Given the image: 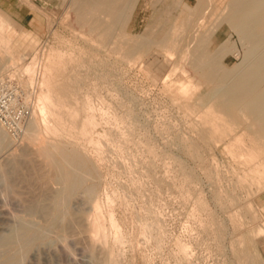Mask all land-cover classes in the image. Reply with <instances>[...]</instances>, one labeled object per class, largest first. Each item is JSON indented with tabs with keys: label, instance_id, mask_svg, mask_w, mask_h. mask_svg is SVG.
Listing matches in <instances>:
<instances>
[{
	"label": "rangeland",
	"instance_id": "obj_1",
	"mask_svg": "<svg viewBox=\"0 0 264 264\" xmlns=\"http://www.w3.org/2000/svg\"><path fill=\"white\" fill-rule=\"evenodd\" d=\"M63 1L61 3V0H0V8L6 11L13 27L18 33L21 31L26 33L24 37L18 35L14 38V44L19 45V47L15 46V55L11 59L6 56V53L0 56V78L3 75V77L7 76L12 83L11 88L20 91L21 100L30 113L26 119L27 123L32 118L31 101L35 97L36 89L32 85L29 86L20 74L9 73L10 60L20 61L23 58L21 54L30 53L34 47L40 56L44 51L46 53L49 50H60L67 53L64 67L52 74L53 81L65 83L62 100L65 99L71 107L76 108L86 98L89 99V104L96 113V121L92 127V129L94 128L93 137H100L98 143V145L100 144V159L94 166V172L87 174L77 168H74V172L82 178L84 189L91 186L95 188V197L102 203V209L109 210L110 208L119 228H121L125 239L120 245L121 247L118 248L120 264H239V259L236 258L237 252L241 249L249 251L254 256V264H257L256 261L261 262L259 264H264V232L257 234L255 237L252 234L251 243L248 246H246L245 241L243 244L241 241L243 240L241 235L244 231L254 227L264 228V186L257 189V187H254L255 185H249L250 187L247 185V188L243 186V184L249 183L243 182L240 185L236 181L235 173L238 174L241 170L238 169L237 162L234 161L236 160L234 159L236 158L235 153L228 151L226 143L223 141H218V144L217 141L206 139L197 129L198 126L196 127L197 122L195 121L198 118L195 116L196 112L203 111L206 107L203 104H197L198 107L196 108L194 104L202 96V101H205L204 98L208 96V94H205L208 93L210 88L209 84L204 83L202 80L196 81L197 75L192 71L190 64L186 62L184 66L195 78L193 80L198 82V88L196 85L191 86L188 89L186 98L180 99L169 90L170 84L179 75L173 73L167 77L169 64L161 48L152 46L148 51L149 53L137 52L133 54L134 56H130L132 57L131 60L129 58L127 60V56L123 59L125 55L121 54L122 50L119 52L110 51L108 45L99 43L95 35L87 33L86 27H80L74 20L77 19V10L74 9L76 7L73 2L75 0H71V5H68L70 0ZM196 1L137 0L131 20L119 31V33L122 32V37H119L121 34H117L114 40H120L122 48L124 43L131 41L129 37L138 34L157 39L163 34L169 24L168 22L172 17H175L179 10L186 11L185 6L192 7L196 4ZM220 1H215L219 10L214 11V14L208 11L205 14L206 21L204 19V23L200 24L202 26H199L196 32L200 31L198 36L205 34V37H209V39L206 37L207 44L204 43L203 45L205 52H208V54L224 39H227L224 46L229 50L224 56L222 55L223 57L218 56V61L223 68L231 69L239 60V62L243 60L241 57L245 46L244 43H241L242 40L239 34L236 31L234 32L231 25L224 20L227 11L224 5L230 0H225L227 2ZM63 13L67 18L64 17ZM201 14L200 10L192 12L191 23ZM214 15L217 16L214 17ZM221 16L222 18H220ZM216 20H220V22H216ZM64 21H67V23L61 24ZM207 23L216 24V26H212L213 30H211V28H208L211 25L207 27ZM192 28H194V25ZM200 28L206 30L202 31ZM209 29L212 33L206 34ZM117 37L119 39H116ZM190 37L192 38L191 31L188 32L187 40L188 44L190 43L189 49L192 48L191 43L193 42ZM88 39L93 43H89ZM32 41H35V46L32 44L23 51ZM85 41L87 42L85 43ZM91 44L95 45L91 47ZM231 44L232 46H229ZM206 46L209 47L206 48ZM233 46L235 50H231ZM230 50L233 52H229ZM2 66L3 70L1 72ZM51 98L55 101L58 100L56 96L51 95ZM212 101V103L217 102L216 100ZM202 107L204 108L202 109ZM101 110H103L100 112L101 116L106 114L105 117L108 115V118L103 119L105 118L103 116L102 119L100 118L99 111ZM201 111H199L200 114L197 113L198 116L202 114ZM9 114H11V111H9ZM81 115L82 113L76 117V125H78ZM111 116L114 117L112 121ZM114 119L116 124L113 122ZM198 119H200V116ZM112 123L117 126L112 128L114 127H111ZM77 130L78 128L73 129L74 132ZM119 132L126 133L119 134ZM69 138L74 140L72 137ZM82 140L78 139L83 143L82 146L85 147V151L95 155L97 151L93 149V143H89L85 139ZM7 142L10 144L7 143L4 146L5 148L0 149V164H2L0 166H4L14 158L12 157L14 155L19 158L25 157L24 159L21 158L26 165V168H23L25 172L30 165L36 168L38 166L40 170H47V166L39 160L33 147L26 140H21V135L17 140L8 136ZM24 145L25 148H23ZM28 145L29 147H27ZM193 147L197 151L195 154L191 151ZM19 149L22 150V153L20 152L22 155L19 153ZM228 152L231 155L227 154ZM24 153L25 155H23ZM16 158L14 159L16 160ZM118 159L123 161L122 164H119L120 161L117 162ZM151 161L153 162L152 165L149 163ZM72 168L70 166L71 170ZM187 173L190 176L187 175L188 179L184 176ZM52 182V184L49 183L52 186L48 185L53 190H59L62 187L58 182ZM54 183L55 185H53ZM18 185V191L15 188L16 190L14 189L10 193H6V189H3L4 187L0 185L1 230H5L6 224L17 225L20 222L25 224L35 222L36 226L43 224V218H39L40 215H29L27 213L26 205H28V199L31 198V192L27 190L29 189L28 186L22 183ZM23 185H25L24 188ZM19 190H23L24 193L23 191L20 193ZM113 192L114 195L116 194L115 196L118 195V199L116 198L111 203L106 202V194H113ZM18 194H22L21 199L18 198ZM28 194L30 195L29 198L26 197L27 200L23 199V203V196H28ZM230 194L234 195L232 198L238 196V199L235 197L237 201L235 199V201H232ZM17 200L21 201L22 205ZM69 206L73 213L88 214L91 211V202L83 190L76 192L69 201ZM224 208L229 211V215L227 214L228 211H224ZM152 209L153 214L159 213L154 214L156 215L155 218L151 213ZM231 216H233L234 222L229 220L232 219ZM156 217H159L160 220ZM144 219L149 221L146 220L145 222ZM155 219L156 221H154ZM33 220L34 222H32ZM147 221L148 224L153 223L155 225V228L152 226L153 229H150L152 233L149 230L146 231L150 235H146L147 233L142 227L144 222L147 224ZM231 221L233 224L235 221H237L235 224L240 222L237 225L238 229L235 224L232 225ZM156 226L159 229H156ZM162 227H164V231H162ZM51 232L48 235L53 238L54 232L53 234ZM218 232L221 233L220 236ZM155 235L158 238L160 236L159 242ZM76 236L79 237L77 234ZM69 237L64 241L62 240V243H65L69 239L65 244L67 247L64 244L62 247L59 246L58 243L61 242L53 243L50 247L51 251L54 249L57 262L59 264H92V258L89 254L90 247L77 237L76 240L79 243L74 240L73 236ZM237 240L241 243L238 244ZM232 241L233 243L237 242L233 244ZM187 245L189 246L188 249ZM84 246L85 248L86 246L89 247H87L88 251ZM230 246H232V249ZM59 248L65 251L63 252ZM96 250H93L95 256L98 254ZM232 250H234L233 253ZM183 252H186V254ZM187 254L189 255L185 256ZM29 256L30 258L25 259L23 264H34L33 262L35 264H45L43 257Z\"/></svg>",
	"mask_w": 264,
	"mask_h": 264
},
{
	"label": "bare ground",
	"instance_id": "obj_2",
	"mask_svg": "<svg viewBox=\"0 0 264 264\" xmlns=\"http://www.w3.org/2000/svg\"><path fill=\"white\" fill-rule=\"evenodd\" d=\"M75 1L73 2L75 3L76 7L74 9L77 10H75L77 19L74 20H76L80 27H86L87 33L95 35L99 43H101L102 45H108V49H111L110 51L119 52L120 50H122L121 54L125 55L123 59H125V57L127 56L126 59L128 60L129 58V60H131L132 57L130 56H134V53H146L152 46L161 48L169 64V73L167 77H169L173 73L179 75V77L170 84L169 89L175 96L179 97L180 99H185L188 89L191 86L196 85L198 88V82L196 81L202 80L204 81V83H208L210 88L208 86V93L205 94H208V96L204 98L205 101H202V96L199 97L197 99V102L194 104L196 108L198 107L197 104H203L204 107H206H202V109H205L203 111L199 110L202 113L201 115H199L200 119H198L199 116L197 114H200V112H196V109L194 110L196 112L195 116L198 117H195L198 120L195 121L197 122V129L200 131L202 136L210 141H217V143L218 141L225 142L228 151H230L231 153H235L236 158H233L236 160H233L237 162L236 164L239 167L237 168L241 170L240 172L238 171L240 174L235 173L237 177L236 181L240 183V185H242L243 182L249 183L246 185L243 184V186H246L247 188V185H255L254 187H257V189H260L264 186V0H227L228 3L224 5L226 6L227 10L224 15V20L231 25V27L234 29V32L236 31L237 34H239V36L241 37L239 38L242 40L241 43H244L243 45L245 46V50H242L244 51L243 56L241 57V59L243 60H241V62H239V60L238 63L240 64L237 63L238 65L236 64L231 69L223 68V66L218 61V58L220 56L223 57L229 50V48L227 49V47L224 46V42L227 39H224V41L221 42L217 47L215 46L216 48L212 50L215 53L211 51V53L208 54V52H205L203 47L204 43L207 44V36L205 37V34H200V36H198V33H200V31L198 33L196 32L199 26H202L200 24L204 23V19L206 16L205 14H207L208 11L211 13L217 11L218 6L216 5V0H197L196 4L192 7L186 5V11L179 10L175 17H172L170 22H168V26H166L163 34L159 38L155 39L151 36L149 37L148 35L140 36L138 34L136 36L129 37V40L131 41L128 43H124V46L122 45V48L120 45L121 41L119 40V42L117 40H114L115 35L117 36V34H121L119 37H122V32L119 33V31L122 30V28H124L131 20L137 0ZM177 1L180 2V0ZM227 1L224 0V2ZM62 2L64 1L61 0V3ZM70 2L71 0L69 1L68 5H71ZM178 4L176 5L178 6ZM198 10L201 11V16L197 17L196 20L193 19L194 21L191 23L192 12H196ZM215 16L217 15H214V17ZM220 18H222V16ZM217 21L220 22V20H216V22ZM65 22L67 23V21H64L61 24H65ZM193 25L194 28H192ZM208 25H211V27H208ZM214 25L216 26V24L212 25V23H207L206 26L213 30L212 26ZM207 27L205 28L207 29ZM69 29L71 28L69 27ZM201 30L204 31L203 29ZM189 31H191L192 33V38H190L193 40V42L191 43L192 48L190 47L191 49H189L190 43L188 44L187 41ZM208 31L209 32H206V34L212 33L210 29ZM18 35L24 37L26 36V33L24 31L18 33V31L10 22L9 16L6 11L0 8V56H3L6 53V56L11 59L15 55V46L18 48L19 45L14 44L13 41L14 38ZM207 38L209 39V37ZM116 39L119 38L117 37ZM94 40L96 41L95 37ZM90 41L91 40H89L88 42L93 43L92 41ZM86 42L87 41H85V43ZM32 44H34L33 46H35V41H32L26 48L23 49V51L32 46ZM95 44H91V47ZM229 46H232V44ZM208 47L206 46V48ZM231 50H235L234 46ZM231 50L229 52H233ZM66 55L67 53L60 50H49L46 51V53L44 51V53L40 56L39 52L34 47L30 53L21 54L23 58L20 61L14 62L10 60V63L8 65L10 74H20L26 80L29 86L32 85V87L36 89L35 97L32 100L33 102L31 101V111L33 110L31 116L32 118H30L31 120L27 122L28 124H25L21 135V140H26V142L31 145V147H33V149L35 150L34 152H36L35 154L38 156L39 160L47 166V170H40L38 166L36 168L35 166L30 165L28 167L29 169L26 170V172L23 171V168H26V165L23 160H21L22 150L20 149L18 151L19 153L21 152V155L19 153L17 154H19L18 156H20L21 158L14 156V151L13 153L11 152L13 155L12 157H17L19 158V160H17V158L16 160L12 158L10 161L8 160L9 162L4 164V166H0V185L4 187L3 189H6V193L14 191L15 188H17L18 191L17 186H19L18 184L20 183L28 186L29 189L27 190L31 192V196L28 194V196H23L22 198V201L24 203V200H27L26 197H31L30 200L28 199L29 202L26 201L28 202V205H26L27 213H29V215H40L41 217L39 216V218H43V224L40 226H36L34 224V220L32 221L34 223L30 221L32 224H25L23 222H20L17 225H8L6 224V222H4L7 227L3 223V225L5 226V230H1L2 228H0V264H23V261L25 259H28V257L30 258L29 255H37L38 257H43L45 264H59L57 262V257L54 254V249L51 251L50 247L53 245V243L56 242H61L58 243L61 247L63 246V244L64 246H66L65 244L67 241H69V239L65 241V243H62V240H66V238L69 236H73L74 240H76L77 237L90 247L91 251L89 252V254L92 258V264H117L118 262L120 264V261L118 259L120 258L118 248L125 239L122 230L121 228H119V225L112 212L110 211V208L109 210L102 209V203L98 200V198L95 197V188L91 186L84 189L82 187V178L74 172V168L80 169L87 174H92L94 172V166L96 165L98 159H100V144L98 145L100 137H93L94 133L92 132H94V128L92 129V127L94 126V123L96 121V113L94 112V108L89 104V99L86 98L83 102H81L80 106L76 108H74L73 106L71 107L65 99L62 100V98L64 97V95H62V92L65 89V83H56V81H53L52 74L55 71H60L64 67ZM186 62L190 64L189 66L191 67L192 71H194V74L197 75L196 81L193 80L195 78L192 76L190 71L185 68L184 65ZM2 70L3 66L1 67V72ZM3 76H1V78H3ZM51 95L56 96L58 100H53L51 98ZM212 100H216L217 102L212 103ZM102 111L103 110L99 111V113ZM80 113H82V115L80 117L78 125H76L75 119ZM102 116L100 117L101 119ZM105 116L106 114H104L103 117ZM100 118L97 119L99 120ZM106 118H108V115L103 119ZM112 118L114 117L111 116V121ZM107 120L110 122L109 119ZM113 122L114 124H116L115 119L113 120ZM115 126L117 125H113L112 123L111 127L115 128ZM74 128H78V130L74 132ZM120 133L123 132H119V134ZM7 137V134L0 126V149H2L7 143H9L7 142ZM69 137L74 138V140ZM78 139H85L87 142L93 143L92 146L93 149L97 151L96 154L91 155L87 153L85 151L86 149H84L85 147L82 146L83 143L78 141ZM29 145L27 147H29ZM23 148H25V145ZM191 151L194 154L197 152L195 147H193ZM227 154H229V152ZM23 155H25V153ZM119 161V164H122L121 162L123 161L118 159L117 162ZM149 163L150 165H152L153 162L151 161ZM70 166L73 167L72 170L70 169ZM187 175L188 173L184 176L187 177ZM188 177L190 176L188 175ZM52 181L58 182V184H61L62 187L60 186L61 188L59 190H53L52 187L50 188V186H52L51 184L53 183ZM25 185H23V188ZM53 185H55V183ZM79 190L85 191L88 199L91 202V211L88 214L82 212L73 213L70 209L69 201ZM115 195L114 192L113 194H106V202L111 203V201L115 200L118 196ZM233 196L231 195V198ZM19 197L21 199L22 194L19 195L18 198ZM235 197L232 198V201L238 199V196L236 197V199ZM19 200H17V202L22 205L21 201ZM224 211L227 212L228 210L224 208ZM152 212L153 209L151 213ZM27 213L25 214L28 215ZM154 214L153 216L155 218L156 215ZM227 214L229 215V211ZM232 217L233 216H231V218ZM156 218L160 220L159 217ZM228 218L230 217L228 216ZM229 220L233 221V218ZM148 221L147 224H145L144 222L142 226L145 232L148 230L150 232L152 226L155 228V225H153V223L148 224ZM154 221H156V219ZM232 221V225L237 222L235 221V223L233 224L234 221ZM239 223L235 224L236 228ZM0 224L2 226V222ZM244 226L246 227V225ZM156 229H159V227L156 226ZM49 231H52V234L54 232L53 238H50V236L48 235V233H50ZM162 231H164V227H162ZM161 232H159L160 235ZM263 232L264 228H251L247 231H244L241 235L243 240H241L242 238L239 240L242 241V244L245 241L246 246H248L251 243L252 234H254L255 237L257 234ZM150 233H147L146 235H150ZM76 234L79 235V237L76 236ZM142 235L144 234L142 233ZM157 235H155V237H157ZM220 235L221 233H219V236ZM239 240H237L238 244L241 243L239 242ZM77 243H79V241H77ZM88 246H86V248L84 246L87 251ZM188 248L189 246L187 247V249ZM230 248L232 249V246H230ZM62 250L63 249H61V251ZM65 250L67 251L66 248ZM65 250H63V252ZM93 250L98 251V257L95 256L96 254ZM233 251L234 250H232V253ZM183 253L186 254V252ZM235 254L236 253L234 252V255ZM188 255L189 254L185 256ZM236 259H239V264H254L255 261L254 256H252L250 252L246 251L245 249H241L237 252ZM256 262L257 264L261 263L258 261ZM33 263L35 264V262Z\"/></svg>",
	"mask_w": 264,
	"mask_h": 264
},
{
	"label": "built area",
	"instance_id": "obj_3",
	"mask_svg": "<svg viewBox=\"0 0 264 264\" xmlns=\"http://www.w3.org/2000/svg\"><path fill=\"white\" fill-rule=\"evenodd\" d=\"M11 84L8 77L0 79V126L11 139L17 140L30 113L21 100L20 91L13 90Z\"/></svg>",
	"mask_w": 264,
	"mask_h": 264
}]
</instances>
